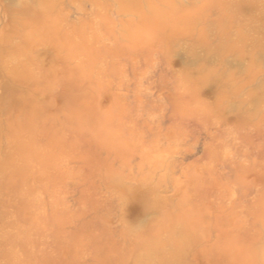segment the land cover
<instances>
[{
  "label": "rangeland",
  "instance_id": "374dc122",
  "mask_svg": "<svg viewBox=\"0 0 264 264\" xmlns=\"http://www.w3.org/2000/svg\"><path fill=\"white\" fill-rule=\"evenodd\" d=\"M145 228L156 264L264 245V0H0V264Z\"/></svg>",
  "mask_w": 264,
  "mask_h": 264
},
{
  "label": "clouds",
  "instance_id": "9594fccd",
  "mask_svg": "<svg viewBox=\"0 0 264 264\" xmlns=\"http://www.w3.org/2000/svg\"><path fill=\"white\" fill-rule=\"evenodd\" d=\"M147 228L143 229L137 234V238L140 239L144 245V249L141 253V259H138L136 264H156V262L148 258L157 248V243L149 236H146ZM245 264H264V245L260 247L257 253L248 258Z\"/></svg>",
  "mask_w": 264,
  "mask_h": 264
},
{
  "label": "bare ground",
  "instance_id": "6f19581e",
  "mask_svg": "<svg viewBox=\"0 0 264 264\" xmlns=\"http://www.w3.org/2000/svg\"><path fill=\"white\" fill-rule=\"evenodd\" d=\"M33 1V0H32ZM34 2H36V1H34ZM39 2H42V0H39ZM46 2H47V0H46ZM30 2H28V4H29ZM21 4V3H20ZM23 4V3H22ZM42 5V4H41ZM47 5V4H46ZM46 5H45V7L44 8H42L43 10L46 8ZM22 6V5H21ZM24 6V5H23ZM28 6H30V7H32V5H28ZM41 7H43V6H41ZM23 8V7H22ZM41 9V10H42ZM27 10V9H26ZM29 11H31V9H28ZM32 10H33V8H32ZM36 10V9H35ZM35 10H33V11H35ZM172 261V260H171Z\"/></svg>",
  "mask_w": 264,
  "mask_h": 264
}]
</instances>
